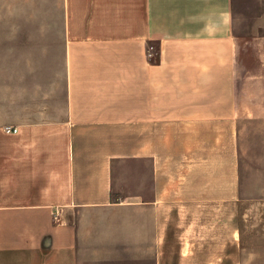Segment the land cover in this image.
Wrapping results in <instances>:
<instances>
[{"label": "crops", "instance_id": "crops-1", "mask_svg": "<svg viewBox=\"0 0 264 264\" xmlns=\"http://www.w3.org/2000/svg\"><path fill=\"white\" fill-rule=\"evenodd\" d=\"M241 3L257 14L240 22ZM263 7L65 0L57 88L41 29L2 25L13 100L0 108V178L13 187H0V264H79L87 216L109 212L142 214L159 263L175 217L192 230L222 221L242 247L246 212L264 211ZM245 17L259 24L240 28ZM60 92L61 105L47 102ZM6 128L19 132L3 140Z\"/></svg>", "mask_w": 264, "mask_h": 264}, {"label": "rangeland", "instance_id": "rangeland-1", "mask_svg": "<svg viewBox=\"0 0 264 264\" xmlns=\"http://www.w3.org/2000/svg\"><path fill=\"white\" fill-rule=\"evenodd\" d=\"M64 2L65 0H0V27L10 24L25 25L27 29H41L47 85L54 88L59 86L60 71L63 68ZM247 4L241 3L237 8L239 21L242 20V15L248 14L245 13L246 10L257 14V5L252 4L253 7H249ZM261 14L264 17V7ZM246 19L247 17L243 19L244 23H240V28L248 24H259L255 17L250 21ZM0 68L3 69V66ZM11 84V81H7L0 74V108L6 107L13 100V97H7ZM46 98L48 103L61 105L64 93L48 95ZM7 129L1 134L2 139L8 135ZM131 173L126 172L124 177L127 181L130 180V185L138 186V171L133 170ZM11 181L10 176L0 178V187L4 188L5 195L9 197L12 196ZM242 213L236 217V224L242 218ZM246 213L247 228L245 225L239 226V223L236 225L241 227L243 238H246L242 247L238 243L230 242L231 231L222 226V221L216 230L208 229L205 220L198 223L199 229L192 230L190 223L186 229L180 224L179 217H175L174 221L171 218L172 222L168 226V247L162 249L164 264H264V211L248 210ZM217 215L222 220L223 214ZM99 216H87L86 227L83 229L86 237L80 245L79 264H163L157 259L159 249L149 247L142 227L141 213L109 212ZM98 218L102 220L101 223ZM182 242L188 245L183 247ZM225 255H232L234 258L225 259Z\"/></svg>", "mask_w": 264, "mask_h": 264}, {"label": "built area", "instance_id": "built-area-1", "mask_svg": "<svg viewBox=\"0 0 264 264\" xmlns=\"http://www.w3.org/2000/svg\"><path fill=\"white\" fill-rule=\"evenodd\" d=\"M19 130L17 128H11L6 130V134L12 135V134H18Z\"/></svg>", "mask_w": 264, "mask_h": 264}, {"label": "clouds", "instance_id": "clouds-1", "mask_svg": "<svg viewBox=\"0 0 264 264\" xmlns=\"http://www.w3.org/2000/svg\"><path fill=\"white\" fill-rule=\"evenodd\" d=\"M224 16H225V22H227V19L229 17V14L225 13Z\"/></svg>", "mask_w": 264, "mask_h": 264}]
</instances>
